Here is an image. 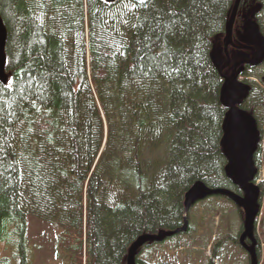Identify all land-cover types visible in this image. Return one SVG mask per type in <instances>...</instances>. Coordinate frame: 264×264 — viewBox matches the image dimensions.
I'll use <instances>...</instances> for the list:
<instances>
[{"label": "trees", "instance_id": "16d2710c", "mask_svg": "<svg viewBox=\"0 0 264 264\" xmlns=\"http://www.w3.org/2000/svg\"><path fill=\"white\" fill-rule=\"evenodd\" d=\"M169 2L136 11L123 7L133 0H0L9 77L7 86L0 82V246H12L0 264L28 263L30 217L59 229L64 264H126L140 236L183 226L185 196L196 182L241 194L225 174L221 89L240 53L252 56L240 48V15L249 13L264 36V0L241 1L232 65L222 74L212 55L221 51L227 63L236 0H171L183 15L174 26L161 17L160 27L175 33L167 37L169 63L181 71L167 75L147 56L138 64L144 37L155 39L140 18L154 23ZM261 68L240 73L260 81L249 83L240 104L257 121L264 116Z\"/></svg>", "mask_w": 264, "mask_h": 264}, {"label": "water", "instance_id": "95a60500", "mask_svg": "<svg viewBox=\"0 0 264 264\" xmlns=\"http://www.w3.org/2000/svg\"><path fill=\"white\" fill-rule=\"evenodd\" d=\"M119 1L121 0H108L107 3L115 4ZM241 1L236 0L226 27L224 53L227 57V63L223 65L221 51L212 55V61L220 74L232 65L228 48L235 46L233 33ZM7 38V29L0 16V82L4 86H7L9 81L6 73ZM244 43L246 50L254 51V60L250 64L252 66H260L263 64L264 36L258 24L250 23L248 25L244 35ZM255 48L259 50L256 52ZM239 58L247 60L248 55L241 53ZM242 63H237L233 67L231 75L225 76L224 85L221 89V103L227 108L222 125L223 137L221 140V148L227 161L225 174L233 185L240 189L242 194L240 195L225 188H211L202 181L196 182L185 196L183 226L176 230H163L157 234H144L140 236L129 248L126 264H136L138 254L147 244L163 243L169 238L187 232L189 228L188 214L190 209L197 203L214 196L227 197L236 206L244 210L245 217L240 244L250 256V264H260L256 230L257 221L261 214L263 191L261 186L255 184L259 173L255 156L258 153L262 135L255 117L240 107L242 100L251 91V86L248 83L239 80L240 70L238 69Z\"/></svg>", "mask_w": 264, "mask_h": 264}, {"label": "rangeland", "instance_id": "374dc122", "mask_svg": "<svg viewBox=\"0 0 264 264\" xmlns=\"http://www.w3.org/2000/svg\"><path fill=\"white\" fill-rule=\"evenodd\" d=\"M242 22L237 30L243 38L250 23V14L240 15ZM235 57V56H234ZM234 66V65H233ZM264 72L261 68L256 74ZM242 81L260 83L255 74ZM262 122V124H261ZM262 143L256 162L259 164L257 182L263 189L261 216L257 222V238L260 245V264H264V116L258 119ZM227 199V198H226ZM221 197H210L197 203L189 212V232L169 238L163 243L146 247L138 258L148 263L170 264H250V258L239 244L243 232L244 213L231 201ZM243 212V211H242ZM59 229L30 217L27 221V264H64L62 252L57 251ZM9 244H1L0 260L12 256ZM214 252L216 254L214 255ZM19 263V262H18ZM10 264H17L10 261Z\"/></svg>", "mask_w": 264, "mask_h": 264}, {"label": "snow or ice", "instance_id": "6c2138e0", "mask_svg": "<svg viewBox=\"0 0 264 264\" xmlns=\"http://www.w3.org/2000/svg\"><path fill=\"white\" fill-rule=\"evenodd\" d=\"M108 0H105V3H107ZM178 2V0H177ZM157 3V0H133V3L130 4H124V8H128L130 6L134 7L139 6L138 8H135L136 11H148L149 9L155 8V5ZM182 13H178L175 11L173 7V3L169 2L168 4V10L163 11L161 10V15L154 17V23H152V20L149 19L148 16L141 17V24L140 28L143 29L144 22L148 21V27H149V33H155V39H152V36L146 35L144 37V43L142 45L143 51L138 54V64L143 65L145 62V56L148 57L149 60H157L155 67L163 71L167 75H171L172 73H177L181 71L180 66L177 64L175 66H172L169 63V42L167 41V37L171 35H175L174 32L166 31L165 29L169 28V25H165L164 28L160 27L161 24V17L164 19H170L172 22V26L176 25L177 23V16H182ZM162 49L160 52H156L155 55H149V53L153 52V49ZM169 68H171V71H169ZM151 71V69H148ZM20 111L23 112L24 109L21 106ZM9 115H14V113H10ZM16 121L19 122V116H16Z\"/></svg>", "mask_w": 264, "mask_h": 264}, {"label": "flooded vegetation", "instance_id": "af4514ba", "mask_svg": "<svg viewBox=\"0 0 264 264\" xmlns=\"http://www.w3.org/2000/svg\"><path fill=\"white\" fill-rule=\"evenodd\" d=\"M240 48L241 49H245V47H244V45L243 46H240ZM259 49H257V48H255V51L257 52ZM250 51H252V56L249 58V56H248V59L246 60V59H242L241 58V62L239 61L238 63H242V65H241V67L240 68H242V70H243V68L246 66V65H248V66H251V67H255V66H252L251 64H250V62L251 61H253L254 60V51L253 50H250ZM241 54V53H240ZM249 62V63H248ZM239 70V69H238ZM241 70V71H242Z\"/></svg>", "mask_w": 264, "mask_h": 264}]
</instances>
